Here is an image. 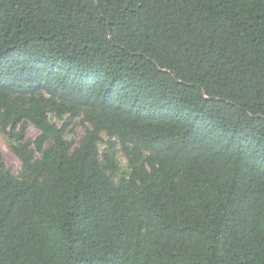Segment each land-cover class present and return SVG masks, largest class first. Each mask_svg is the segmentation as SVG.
<instances>
[{"label":"trees","instance_id":"16d2710c","mask_svg":"<svg viewBox=\"0 0 264 264\" xmlns=\"http://www.w3.org/2000/svg\"><path fill=\"white\" fill-rule=\"evenodd\" d=\"M0 133V264H264V0H0Z\"/></svg>","mask_w":264,"mask_h":264},{"label":"rangeland","instance_id":"374dc122","mask_svg":"<svg viewBox=\"0 0 264 264\" xmlns=\"http://www.w3.org/2000/svg\"><path fill=\"white\" fill-rule=\"evenodd\" d=\"M53 122H56L59 126L61 125L60 122H57L56 120H53ZM66 139L68 141H72L77 144L78 140L84 133V127L80 123V119L76 118L73 119L67 129H66ZM37 131L34 127L28 125L25 128V134L24 137L26 139L32 140L37 136ZM104 142L107 141V138L103 136ZM9 140L4 134L0 133V153L2 154L4 164L7 168V170L13 175L18 176L20 172V162L17 160V158L10 152L9 150ZM106 145L103 143L100 145V151L105 149ZM111 151L115 157L116 162L119 164L121 168V172L124 171L125 168V160L123 157V154L121 152L120 146L117 142L112 146Z\"/></svg>","mask_w":264,"mask_h":264}]
</instances>
